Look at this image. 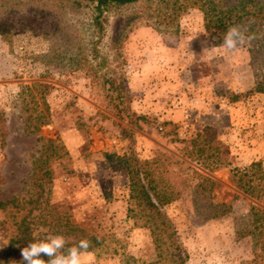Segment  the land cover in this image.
Returning a JSON list of instances; mask_svg holds the SVG:
<instances>
[{
    "label": "rangeland",
    "instance_id": "obj_1",
    "mask_svg": "<svg viewBox=\"0 0 264 264\" xmlns=\"http://www.w3.org/2000/svg\"><path fill=\"white\" fill-rule=\"evenodd\" d=\"M173 2L0 0V200H15L0 209V264L22 219L32 241L95 236L82 264H176L130 198L135 160L172 192L163 212L184 264H254L264 239L250 207L264 211V195L244 192L230 169L259 161L264 175V92L247 41L226 51L197 6L172 19ZM35 82L49 87L29 90ZM204 128L230 167L196 153ZM27 246L15 243L11 260Z\"/></svg>",
    "mask_w": 264,
    "mask_h": 264
},
{
    "label": "trees",
    "instance_id": "obj_2",
    "mask_svg": "<svg viewBox=\"0 0 264 264\" xmlns=\"http://www.w3.org/2000/svg\"><path fill=\"white\" fill-rule=\"evenodd\" d=\"M99 6L105 5L110 1L121 3L133 2L136 0H96ZM179 0H174L172 6L175 7L172 13V19L177 17L176 11L185 9L189 3L192 6H197L203 13L204 27L209 33L211 41L215 44H222L226 30L233 25H242L246 29L247 36L251 37L248 42V51L250 53V65L256 76L254 87L255 92H264V0H189L180 2L178 6L175 4ZM49 87L46 83L35 82L29 90L36 89L38 92H44ZM46 105V104H45ZM47 107V106H46ZM44 114L37 115L33 130L38 126V123L44 124L42 121ZM2 119V117H1ZM1 129V128H0ZM2 130V129H1ZM206 131L204 128L197 133L196 138L191 142L194 144L196 153L202 156L206 152L204 161H211L215 166H231V161L228 157V151L225 145L216 139H202ZM124 136L130 141H133L131 133L123 132ZM201 140V141H200ZM147 162L139 163L133 161V166H128L130 180V198L139 206V211L143 213V226L150 229V232L156 243V247L161 250L163 244L167 241L173 246L172 259L176 264H184L187 260V252L183 249L178 241L176 230L173 224L168 220L163 212V206L172 200V192L166 190H157L154 179L150 174L152 170L147 166ZM232 178L235 183L243 189L244 192L254 195L256 198H262L264 195V175L259 161H254L244 168L231 167ZM208 181L207 177H204ZM210 185L215 183L209 180ZM15 200H0V209L8 205H14ZM252 223L262 239H264V211L256 206H251ZM90 247H96L99 240L95 236H89ZM261 240V239H260ZM32 241L28 226L24 219L19 224V231L16 238L10 240L5 248L6 261L10 264H23L20 260H11V250L17 242ZM259 243V240H257ZM261 242V241H260ZM88 249V250H89ZM41 259H49L46 255H41ZM254 264H264V246L260 252H256L252 260Z\"/></svg>",
    "mask_w": 264,
    "mask_h": 264
},
{
    "label": "clouds",
    "instance_id": "obj_3",
    "mask_svg": "<svg viewBox=\"0 0 264 264\" xmlns=\"http://www.w3.org/2000/svg\"><path fill=\"white\" fill-rule=\"evenodd\" d=\"M250 39L242 25H233L226 30L222 43L226 51H231ZM89 247L90 240L87 238L71 243L64 235L53 234L31 241L21 249V256L23 264H82V256ZM42 254L49 258L47 262L41 259Z\"/></svg>",
    "mask_w": 264,
    "mask_h": 264
}]
</instances>
